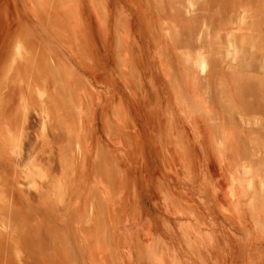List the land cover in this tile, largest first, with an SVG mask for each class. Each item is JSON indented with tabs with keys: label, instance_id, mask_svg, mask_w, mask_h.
Listing matches in <instances>:
<instances>
[{
	"label": "rangeland",
	"instance_id": "rangeland-1",
	"mask_svg": "<svg viewBox=\"0 0 264 264\" xmlns=\"http://www.w3.org/2000/svg\"><path fill=\"white\" fill-rule=\"evenodd\" d=\"M263 69L264 0H0V264H264Z\"/></svg>",
	"mask_w": 264,
	"mask_h": 264
},
{
	"label": "bare ground",
	"instance_id": "bare-ground-1",
	"mask_svg": "<svg viewBox=\"0 0 264 264\" xmlns=\"http://www.w3.org/2000/svg\"><path fill=\"white\" fill-rule=\"evenodd\" d=\"M261 58H262V57H261ZM251 63H252V62H251ZM253 65H254V64H253ZM256 68H257V67H256ZM256 68H255V69H256ZM258 70H259V69H258ZM263 70H264V69H263Z\"/></svg>",
	"mask_w": 264,
	"mask_h": 264
}]
</instances>
